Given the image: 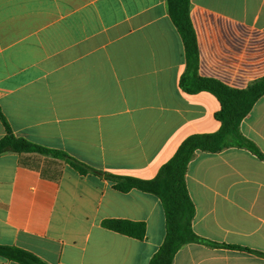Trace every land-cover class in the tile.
Listing matches in <instances>:
<instances>
[{"label": "crops", "instance_id": "crops-1", "mask_svg": "<svg viewBox=\"0 0 264 264\" xmlns=\"http://www.w3.org/2000/svg\"><path fill=\"white\" fill-rule=\"evenodd\" d=\"M191 2L199 76L234 89L263 78L264 0ZM186 69L166 0H0V112L17 137L99 171L152 180L187 138L221 129L219 99L185 91ZM240 130L264 153V96ZM186 184L194 232L241 248L190 243L173 264H264V161L239 147L198 151ZM107 220L144 222L146 236ZM165 238L155 195L52 155L0 156V245L46 264H150Z\"/></svg>", "mask_w": 264, "mask_h": 264}, {"label": "trees", "instance_id": "trees-1", "mask_svg": "<svg viewBox=\"0 0 264 264\" xmlns=\"http://www.w3.org/2000/svg\"><path fill=\"white\" fill-rule=\"evenodd\" d=\"M170 18L180 33L187 58L186 73L181 79V86L188 93L207 91L213 93L221 103V110L216 118L221 122V129L212 134H199L187 138L179 147L174 157L166 163L152 180H142L134 177L117 176L99 171L66 152L52 150L17 137L0 112V119L5 126L6 135L0 139V156L6 153L37 152L64 159L81 175H97L113 183L114 189L127 193L137 189L158 197L166 215V238L154 255L150 264H173L178 251L190 243H198L210 247L237 246L221 245L198 236L193 230L195 205L190 197L186 173L188 165L198 151L218 153L231 147H239L250 151L264 161V153L250 139L246 138L240 125L251 112L256 102L264 96V77L251 84L246 89H234L215 79L200 77L199 49L190 11L192 0H166ZM106 228L120 234L143 240L146 236L144 222L127 220H107ZM0 256L19 264H46L35 254L13 246L0 245Z\"/></svg>", "mask_w": 264, "mask_h": 264}]
</instances>
